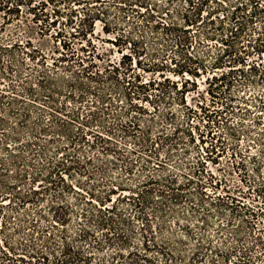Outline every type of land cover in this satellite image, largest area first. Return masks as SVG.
Instances as JSON below:
<instances>
[{
  "label": "trees",
  "instance_id": "1",
  "mask_svg": "<svg viewBox=\"0 0 264 264\" xmlns=\"http://www.w3.org/2000/svg\"><path fill=\"white\" fill-rule=\"evenodd\" d=\"M10 1L0 0V11L10 16L0 24V264H203L202 259L211 248L214 249L211 254L220 256L221 262L211 256L207 264H264V230H256L250 221H246V229L252 242L246 249L245 261L240 260L244 251L236 247L222 252L213 246L210 236L205 233L211 227L209 219L213 214L207 208L204 183L197 176L201 171H193L197 179L185 173L186 164L174 154L179 138L166 134L160 124L162 119L168 121L172 117L157 106L170 104L174 100L171 94L184 102L188 89L196 90V80L204 78L211 98L217 99L226 112L238 110L240 113L242 108L238 105H246V98L238 96L240 101L233 106L237 97L233 90L246 89V82L264 84V70L257 68L258 65L253 64L246 71L245 50H235L231 39L205 32L206 43H214L203 46V56H189L187 50L191 39L186 35L188 30L175 23L155 22L154 28L162 26L166 34L177 39L175 46L184 62H176L177 70L173 73L180 83L163 78L157 84L160 91L154 95L153 103L157 105L152 111L132 103L123 108L106 95L104 88L107 82L120 84L124 79L119 78V65L107 64L100 68L101 60L95 52L76 53L78 50L85 52L81 46L84 42L91 45L95 22L104 23L107 9L86 11L79 18L81 28L76 33L63 30L50 33L59 15L58 10H53L55 20L47 21V26L38 32L41 39L48 37L55 43L47 55L30 38L14 41L2 38L4 28L13 18L18 19L19 6L23 2L31 5L33 0H16L12 8L7 6ZM69 1L80 4L88 0ZM116 1H122L120 3L127 7L120 8L123 12H133L131 6L134 3L147 8V0ZM205 2L198 0L192 7L194 2L189 0L195 16L185 14L184 23H199ZM249 3L253 9L251 16L264 13V6L259 8L254 0ZM41 6L45 4L41 3ZM29 12L37 21L39 16L35 10L29 9ZM73 14L76 15L71 11L67 18L69 25L73 23ZM147 19L149 22L155 20L150 12ZM204 22L215 24L210 17L203 19L201 24ZM105 29L106 24L102 27ZM74 42L80 45L79 49H73ZM255 43L253 50L260 56L264 53V42ZM222 46L226 48L222 49ZM206 56L211 58L208 67L204 60ZM64 62L65 65L58 66ZM154 85L149 82L147 88L153 89ZM61 97L72 101L73 107L69 108L66 101L58 102ZM90 97L93 100L88 101ZM83 102L88 104L84 114L77 106ZM153 111L157 115L154 116ZM75 122L82 127L74 128ZM230 130V135L235 137V132ZM63 139L68 141L66 145L61 143ZM117 139L132 141L136 149L126 155ZM85 144L91 149H99L97 154L82 155ZM163 151L162 156L160 152ZM109 155L124 163L122 170L127 176H133L135 164H140L141 172L134 186H128L119 177L107 178L108 160L102 157ZM129 155H135L136 160ZM231 155L240 157L238 165L244 179L241 181L247 183L246 175H249L242 161L243 154L234 147ZM252 159L256 162V158ZM167 162L171 163V168ZM112 164L116 166V163ZM255 167L254 171L260 174V163ZM98 173L103 175L100 181L96 179ZM74 174L85 177L88 182L74 179L78 187L74 186L69 181ZM89 184L92 187H88ZM125 189H128L129 197L120 193ZM259 189L258 193L264 194V183ZM126 199L137 209L134 217L141 222L139 234L127 216V210L119 206ZM220 203L215 206H222ZM232 205L225 206L233 210ZM147 208L153 210L155 220H158L155 228L145 213ZM188 213L196 218L194 224L200 232L195 233L187 224ZM254 215V212L250 214ZM217 216L224 214L218 211ZM169 217L176 218L181 235L168 230L166 219ZM181 220L185 224L180 225ZM228 227L236 242L239 241L240 229L234 228L230 221L215 226L217 236ZM255 230L257 234L253 233ZM136 235L142 240L136 242ZM252 253L254 255L249 256Z\"/></svg>",
  "mask_w": 264,
  "mask_h": 264
},
{
  "label": "rangeland",
  "instance_id": "2",
  "mask_svg": "<svg viewBox=\"0 0 264 264\" xmlns=\"http://www.w3.org/2000/svg\"><path fill=\"white\" fill-rule=\"evenodd\" d=\"M188 1L147 0V8L144 5L134 3L131 6L133 12L130 10L123 12L120 8L126 9L127 7L120 3L122 1L116 0H88L86 3L80 4L69 0H54L53 2L33 0L31 5H26L23 2V5L19 6L18 19L13 18L12 23L4 28L2 38L5 41H14L16 38L21 40L30 38L35 46L41 48L48 55L55 43L48 37L41 39L38 32H40V28L47 26L48 22L55 20L53 10H58L59 15L55 26L51 27L49 32L54 33L63 30L67 33H76L81 28L79 18L86 11L97 12L107 9L108 14L103 19L104 23L95 22V33L91 38V45L84 42L81 46L85 52L82 53L78 50L76 53L86 55L89 52L91 54L95 52L101 60L99 63L100 68L107 64L119 65V78L124 79L120 80V84L114 81L107 82L104 88L106 95L123 108L132 103L139 108L152 111L153 107L157 105L153 103L154 95L159 94L160 91L157 84L166 77L170 81L180 83L179 77L173 73L177 70L175 68L176 62H184L178 52L179 49L175 46L177 39L166 34L162 26L154 28L155 22L164 25L175 23L180 28L187 29L186 35L191 39L187 50L189 56L190 54L203 56L202 54L205 51L203 46L214 43H206L205 32H212L219 37L231 39V45L235 47V50H245L246 71L253 64L258 65L257 68L260 70H264V53L258 56L253 50V47L257 45L256 41L258 43L264 42V13L257 12L256 15L251 16L253 9L250 7L249 0H206L199 15L200 22L191 25L184 23V16L185 14L189 17L195 16V9L192 10V7L196 6L198 0H192L194 2L192 7H190ZM254 1L259 8H261V5L264 6V0ZM15 2L16 0H11L7 3V6L12 8V6H15ZM41 3H44L45 6L42 7ZM29 9L35 10V14H38L37 21L34 14L29 12ZM71 11L75 12L76 15L73 14V23L69 25L67 18L71 16ZM148 12L154 16V21H146L148 20ZM4 13V11H0V24L4 22V18L6 20L10 17L5 16ZM209 17L214 20V25H206L205 22L201 24L203 19ZM104 24H106L105 31L109 33L102 30ZM197 28L199 29L197 30ZM74 43L73 49H79L80 45ZM224 48L226 47L222 46V49ZM56 54L59 55V53ZM204 60L205 65L208 67L211 58L206 56ZM48 61L50 62V60ZM61 64L63 66L66 62L60 63L58 66L61 67ZM149 82H154L153 89L147 88ZM196 83L197 89L189 88V91L185 94L184 102L179 101L176 95L171 94L170 96L174 100L170 104L161 103L157 105L160 111H166L169 114L168 117H172V120L168 121L162 119L160 124L165 129L166 134H173L179 138L177 152L174 154L176 158L177 156L180 158L182 164H186L185 173L193 176V171H201V173L198 172L199 175L197 176L204 183L203 191L208 196L206 199L207 208L213 214L209 219L211 227L207 228L205 233L210 236L213 246L219 248L222 252L230 247H236L239 251H244L243 255H240V260L245 261L247 259L246 249L250 247L252 242L248 236L246 221L252 222L256 230L258 228L264 230V194L258 193L261 184L264 183V84L246 82V89L235 88L233 95L237 97L233 106H237L238 101H240L238 96L246 98V105H238L242 108L240 113H238V110L235 113H228L217 99H213L207 94L208 88L204 78L196 80ZM143 89L148 90L144 91ZM58 100L62 104L66 101L69 108L74 105L72 101L65 100L63 97ZM87 100L90 101L93 98L90 97ZM77 106L82 108L84 114L88 104L83 102L77 104ZM152 114L157 115L154 111ZM140 120L141 122L144 121L142 118ZM73 125L74 128L77 126L82 127L78 122ZM92 128L99 131L97 127ZM230 128L235 132V137L230 135ZM156 131H154V134H156ZM116 142L120 144L126 155L136 149L132 141L124 142L117 139ZM61 143L66 145L68 141L63 139ZM234 147L243 154L242 161L246 166V173L249 175H246L247 183L241 181L244 179H242L243 171L238 165L240 157H232L231 155ZM81 150L82 155L93 156L97 154L99 149H91L85 144ZM160 153L162 156L164 155V151ZM51 155L53 156L52 152ZM129 156L132 160H136L135 155ZM252 158H256V162ZM102 159L108 160L107 178L119 177L128 186L136 184L137 175L141 172L140 164H135L133 176H127L124 175L122 170L124 163L115 161V156L109 155L108 157H102ZM112 163H116V166ZM257 163H260V174L254 171ZM167 164L168 168H171V163L167 162ZM197 176L194 175L193 178L197 179ZM101 178H103V175L98 173L96 179L100 181ZM74 179L88 182L85 177L79 178L74 174V177L69 178L74 186H76ZM87 186L92 187V184ZM120 193H123L126 197L130 196L128 189L120 191ZM128 201L126 199L122 204L119 203V206L127 210L126 214L128 217L130 216L134 228L139 234L141 222L134 217L137 209H134ZM219 202L222 206L216 207L215 205ZM229 203L233 204V210L225 206ZM218 211L223 212L224 216L218 217ZM252 212L256 215L250 216ZM145 213L149 215L153 228H155L158 220H155L153 210L147 208ZM188 214L190 218L187 224L191 225L195 233L200 232L201 230L194 224L196 218L191 213ZM175 220L174 217L167 218V228L171 232L181 235V230L176 225ZM227 221H230L234 228L240 229L239 241L236 242L234 239L230 227H228V230L222 231L223 234L217 236L215 226L217 224L225 225ZM181 224H185V221L181 220ZM256 230L253 232L254 234H257ZM134 238L136 242L142 240L138 235ZM213 250L211 248L207 252L208 254H205L202 259L203 264H207L210 257L214 256L211 254ZM253 255V253L249 254V256ZM214 257L216 261L221 262L220 256Z\"/></svg>",
  "mask_w": 264,
  "mask_h": 264
}]
</instances>
